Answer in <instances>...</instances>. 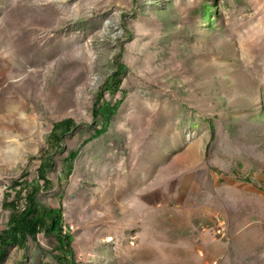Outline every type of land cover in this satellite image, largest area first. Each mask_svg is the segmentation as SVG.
Wrapping results in <instances>:
<instances>
[{"label":"rangeland","instance_id":"rangeland-1","mask_svg":"<svg viewBox=\"0 0 264 264\" xmlns=\"http://www.w3.org/2000/svg\"><path fill=\"white\" fill-rule=\"evenodd\" d=\"M0 135V234L39 187L71 250L0 264H264V0H0Z\"/></svg>","mask_w":264,"mask_h":264},{"label":"trees","instance_id":"trees-1","mask_svg":"<svg viewBox=\"0 0 264 264\" xmlns=\"http://www.w3.org/2000/svg\"><path fill=\"white\" fill-rule=\"evenodd\" d=\"M125 67L119 66L118 72H121ZM56 126L53 129V135H55ZM65 133V131H64ZM60 136L57 137L59 140ZM57 148H59V141H56ZM38 160L41 161L39 168V180L44 183V188L50 187L48 180V174L52 171L53 158L50 152L44 150L41 153ZM41 188H32L26 196V206L24 209L19 210L16 207L15 201L4 204V208L11 212V218L9 222V231L0 234V258L4 257L7 248L10 245H20L24 247L27 244L28 238H35L40 232L46 230H54L58 227L57 242L60 248L66 244V248H63L66 254H71L69 244L67 243L68 236H62L61 228L58 223L61 220V213L53 211L46 206L42 205L37 200V194ZM22 192L18 193L17 196L21 197Z\"/></svg>","mask_w":264,"mask_h":264},{"label":"bare ground","instance_id":"bare-ground-1","mask_svg":"<svg viewBox=\"0 0 264 264\" xmlns=\"http://www.w3.org/2000/svg\"><path fill=\"white\" fill-rule=\"evenodd\" d=\"M16 105H17V103H16ZM20 106V105H19ZM17 107V106H16ZM6 108V107H5ZM18 108V107H17ZM7 109L9 110V113L12 115V111H11V108H9V106H7ZM23 110V109H22ZM18 111V110H17ZM16 111V112H17ZM13 116V115H12ZM12 118H14V117H12ZM24 122V121H23ZM34 122L32 121V124H33ZM18 124H20V121H16L15 123H14V125L11 127L9 124H5V125H7L8 127H11V129L12 128H17L19 125ZM6 128V127H5ZM7 129V128H6ZM1 136V135H0ZM3 137V136H2ZM3 139V138H2Z\"/></svg>","mask_w":264,"mask_h":264}]
</instances>
